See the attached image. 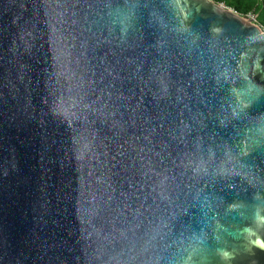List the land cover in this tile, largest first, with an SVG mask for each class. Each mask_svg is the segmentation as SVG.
<instances>
[{
    "label": "water",
    "instance_id": "1",
    "mask_svg": "<svg viewBox=\"0 0 264 264\" xmlns=\"http://www.w3.org/2000/svg\"><path fill=\"white\" fill-rule=\"evenodd\" d=\"M254 15L0 0V264H264Z\"/></svg>",
    "mask_w": 264,
    "mask_h": 264
},
{
    "label": "trees",
    "instance_id": "2",
    "mask_svg": "<svg viewBox=\"0 0 264 264\" xmlns=\"http://www.w3.org/2000/svg\"><path fill=\"white\" fill-rule=\"evenodd\" d=\"M231 8L243 16L247 13L254 15V22L264 29V0H212Z\"/></svg>",
    "mask_w": 264,
    "mask_h": 264
},
{
    "label": "built area",
    "instance_id": "3",
    "mask_svg": "<svg viewBox=\"0 0 264 264\" xmlns=\"http://www.w3.org/2000/svg\"><path fill=\"white\" fill-rule=\"evenodd\" d=\"M246 15H247V16H251L250 13H247ZM259 27H260V26H259ZM260 29L264 32V29H263V28L260 27Z\"/></svg>",
    "mask_w": 264,
    "mask_h": 264
}]
</instances>
